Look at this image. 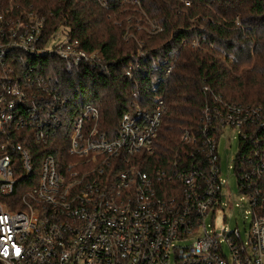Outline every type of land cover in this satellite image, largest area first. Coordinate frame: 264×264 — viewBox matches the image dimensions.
Masks as SVG:
<instances>
[{
    "label": "built area",
    "instance_id": "obj_1",
    "mask_svg": "<svg viewBox=\"0 0 264 264\" xmlns=\"http://www.w3.org/2000/svg\"><path fill=\"white\" fill-rule=\"evenodd\" d=\"M45 26L30 0H0V264H264V109L214 95L197 130L184 132L183 153L145 171L169 113L157 87L176 59L129 67L130 81L141 70L157 77L146 95L132 91L117 129L105 128L93 105L70 113L59 80L37 66L44 57L96 66L102 55L66 27L44 37ZM191 44L215 48L201 37ZM229 128L241 132L235 172L252 214L246 242L238 229L205 227L208 215L233 209L219 154Z\"/></svg>",
    "mask_w": 264,
    "mask_h": 264
},
{
    "label": "trees",
    "instance_id": "obj_2",
    "mask_svg": "<svg viewBox=\"0 0 264 264\" xmlns=\"http://www.w3.org/2000/svg\"><path fill=\"white\" fill-rule=\"evenodd\" d=\"M30 1L46 19L44 37L66 27L85 51L102 55L96 66L49 57L37 66L44 76L59 80L70 113L93 105L105 128L117 129L130 109L132 91L146 95L157 77L141 70L130 81L129 67H168L176 59L170 78L157 87L169 113L145 171L183 153L184 132L197 130L201 111L213 104L214 95L264 109V0H142L140 6L124 0ZM148 20L163 31L148 32ZM197 37L215 48H194ZM170 52L178 54L167 62Z\"/></svg>",
    "mask_w": 264,
    "mask_h": 264
},
{
    "label": "rangeland",
    "instance_id": "obj_3",
    "mask_svg": "<svg viewBox=\"0 0 264 264\" xmlns=\"http://www.w3.org/2000/svg\"><path fill=\"white\" fill-rule=\"evenodd\" d=\"M241 132L239 129H227L219 142V154L221 157L222 177L227 181L224 194L226 203L232 204L233 209L226 208L215 216L208 215L205 219V227L208 232L216 233L233 232L238 229L243 241H247L252 224V214L248 199L240 193L237 174L235 172V161L240 151ZM190 241L178 242L185 246ZM226 249V245L224 246ZM227 253H229L226 250Z\"/></svg>",
    "mask_w": 264,
    "mask_h": 264
}]
</instances>
